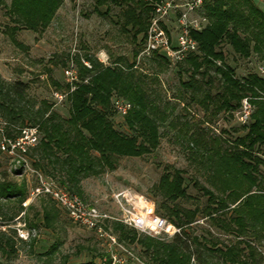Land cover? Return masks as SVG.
<instances>
[{"label":"rangeland","instance_id":"1","mask_svg":"<svg viewBox=\"0 0 264 264\" xmlns=\"http://www.w3.org/2000/svg\"><path fill=\"white\" fill-rule=\"evenodd\" d=\"M1 1L6 4L9 2ZM144 1L151 5L148 0ZM254 2L264 10V0ZM119 10V6L111 4L108 15H102L93 11V0H62L51 21L41 32L16 29L13 33L19 42L16 45L9 39L7 27L12 23L3 14L0 3V84L6 90L10 83L22 81L25 83L22 100L26 104L39 106L41 101H46L51 103V109L59 116L66 117L68 102L63 85L68 83L70 91L74 87L73 81L77 79L67 80L63 69L69 64L76 73L75 57L87 68L90 63L84 57L85 54L106 65L113 64L120 57L123 62L135 59L136 70L146 75V84L157 104L158 114L164 117V120H159L160 142L144 155L119 156L115 169L81 177L77 183L80 193H72L88 206L97 209L98 213L111 216L120 214L113 198L114 192L130 188L143 194L154 202L156 213L182 227L190 240L193 237L198 239L191 242L190 248H199L202 254L199 259L196 255L192 256L189 264H202L203 261L207 264H222L217 252H213L214 248H225L237 243L239 238L251 242L256 249L254 262L264 264V236L257 237L251 228L238 232L236 224L230 221V210L211 212L206 207H217L219 202H210L208 195L200 189L205 186L215 194L224 196L217 187L219 182L211 176L217 158L215 149L221 151L247 131L254 110L250 97L244 96L233 110L219 108L221 98L215 93L219 90L218 77L213 70L208 71L212 77L211 83L206 82L207 76H195L201 89L194 93L191 88L182 85L183 81L189 79L187 64L172 62L164 57L153 59L156 52L142 53L139 38L133 40L131 32L122 30L117 16ZM151 15L152 8L149 19ZM197 15L206 17L203 29L209 23L203 6ZM220 48L225 54V64L233 69L236 77L243 78L248 73L260 76L257 67L264 62V51H253L245 58L234 53L228 44L223 43ZM134 50H138L135 56ZM216 64L222 65L219 60ZM52 81H57L61 87L56 88ZM54 93L61 98L58 99ZM244 98L252 104V112L245 121H240L237 111ZM111 119L118 130L132 133L124 124L123 117L114 113ZM31 126L36 128V142L27 146L22 156L16 149L10 151V148L6 150L0 147V189L13 185L22 191L20 197L0 194V264H81L87 260L97 264L103 258L109 263L110 250L118 249V245L145 264H152L139 243L119 238L113 228L114 223L119 221L101 218L102 231L99 232L73 222L49 195L32 194L38 185L39 176L51 178L57 183L59 176L49 165L43 169L33 164L35 156L32 149L40 138L37 125H20L0 115V142L2 138H17L22 129ZM192 138L197 139V144L192 143ZM254 154L258 157V169L264 174V143L255 148ZM175 169L182 170L186 194L170 200L161 195L156 185L166 170L173 172ZM62 184L66 186V183ZM225 202L229 207L236 205L231 204L229 199H225ZM164 205L195 209V218L189 224L179 226L164 214ZM206 210L211 213L207 214ZM21 232L23 237L18 235ZM136 233L137 237L148 236ZM155 239L163 242L172 240ZM132 264L140 263L135 260Z\"/></svg>","mask_w":264,"mask_h":264},{"label":"trees","instance_id":"2","mask_svg":"<svg viewBox=\"0 0 264 264\" xmlns=\"http://www.w3.org/2000/svg\"><path fill=\"white\" fill-rule=\"evenodd\" d=\"M61 1L9 0L6 4L0 0L3 14L12 23L7 27L10 41L19 44L13 35L18 28L41 32ZM111 4L120 8L117 16L122 30L131 32L133 40L139 38L142 42L152 6L144 0H93V11L108 15ZM203 8L209 23L200 31H192L200 52L190 54L182 61L187 64L186 71L189 72V79L182 85L197 93L201 85L195 76H207L206 82L211 83L208 71L213 70L218 77L219 90L215 93L221 98L219 108L233 110L244 96H249L254 110L247 131L221 151L215 149L217 158L211 176L219 182L217 187L224 196L205 186L200 189L208 195L210 202H219L217 207H206L211 212L230 210V221L236 224L238 232L251 228L257 237L264 236V174L258 169V157L254 154L255 148L264 143V78L256 73L236 77L233 69L225 64V54L220 48L221 44H228L234 53L245 58L253 51L262 53L264 10L254 0H205ZM133 53L135 56L138 50ZM84 57L90 67L83 66L75 57L77 80L73 81L74 87L70 91L68 83L63 85L68 102L66 117L59 116L46 101H41L39 106L26 104L22 100L24 82L16 80L7 85L6 90L0 84V115L20 125L36 124L40 132L39 141L32 149L33 164L39 168L49 165L56 170L59 183H66L68 190L77 194L80 193L77 183L81 177L115 169L119 156H141L155 149L160 142L159 120H164L150 95L145 73L136 70L135 59L123 62L120 57L113 64L106 65L86 54ZM163 57L159 53L152 56L153 59ZM217 60L222 65H217ZM52 83L56 88L61 87L57 81ZM112 96L131 103L123 116L131 134L115 127L111 119L115 113L111 106ZM192 143L197 144V139L192 138ZM183 180L181 169L166 170L156 188L166 199L175 200L186 194ZM0 194L20 197L22 191L7 185L1 187ZM225 199L236 205L229 207ZM164 209L168 219L179 226L189 224L195 218V209L174 205H164ZM113 228L120 239L139 243L152 264H189L192 256L199 259L202 254L199 248H190L191 242L198 239L193 237L190 240L182 227L181 234L174 235L170 242L149 236L137 237L135 229L120 222L114 223ZM213 252H217L222 264H257L254 262L255 247L243 238L225 248L216 247ZM81 264H92V261ZM202 264L207 263L203 261Z\"/></svg>","mask_w":264,"mask_h":264},{"label":"built area","instance_id":"3","mask_svg":"<svg viewBox=\"0 0 264 264\" xmlns=\"http://www.w3.org/2000/svg\"><path fill=\"white\" fill-rule=\"evenodd\" d=\"M152 6V15L142 41V53H159L172 62H181L190 54L199 53L197 40L192 31L202 29L206 17L197 15L205 0H148ZM174 29V31H173ZM88 66V64H86ZM260 76L264 78V62L257 67ZM67 80H75L76 73L71 65L63 69ZM59 98L60 95L54 93ZM112 107L117 115L123 117L130 109L131 103L119 96L112 99ZM252 112V104L247 98L242 100L237 118L245 121ZM36 142V128L25 127L15 139L2 138L0 147L10 151L16 149L22 156L27 146ZM43 193L49 195L65 210L68 217L75 223L87 228L102 231L101 218H110L122 222L139 233L155 238H172L181 234V227L169 222L164 216L155 212L154 202L141 193L130 188L117 190L113 198L117 204L119 216L98 213L93 206H88L79 197L70 192L62 183H57L51 178L39 176L38 185L32 194ZM20 237L24 234L18 233ZM111 238V237H110ZM115 243V240L111 238ZM110 250L109 263L106 258L97 264H132L138 261L145 264L137 256L132 255L123 246ZM193 259V258H192Z\"/></svg>","mask_w":264,"mask_h":264}]
</instances>
